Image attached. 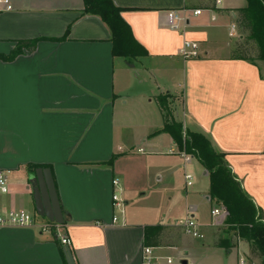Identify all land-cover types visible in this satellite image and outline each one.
<instances>
[{"label":"crops","instance_id":"1","mask_svg":"<svg viewBox=\"0 0 264 264\" xmlns=\"http://www.w3.org/2000/svg\"><path fill=\"white\" fill-rule=\"evenodd\" d=\"M111 1L134 39L126 57L84 0H11L14 10L0 13L2 208L38 216L37 171L49 170L76 264H143L153 227L163 228L156 254L179 264H262L248 261L240 238L223 244L208 172L160 132L159 98L168 96L170 120L226 155L264 215V66L234 57L230 37L247 0ZM185 8L203 13L170 30L168 12ZM185 41L199 45V58L182 57ZM189 215L202 239L185 233ZM66 248L35 228L0 229V264H68Z\"/></svg>","mask_w":264,"mask_h":264},{"label":"trees","instance_id":"2","mask_svg":"<svg viewBox=\"0 0 264 264\" xmlns=\"http://www.w3.org/2000/svg\"><path fill=\"white\" fill-rule=\"evenodd\" d=\"M84 2V13L100 17L111 30L115 55L129 56L134 39L130 27L121 17L122 10L118 9L111 0H84ZM247 2L248 7L238 11L237 23L241 28L249 31L251 40L258 43L257 60L264 62V0H247ZM233 55L237 59L254 62L245 54L243 46H238ZM159 105L167 118L160 132L169 134L182 152L193 156L206 169L211 182V199L227 209L226 225L229 226V234L233 233L235 237L247 242L250 245L251 256L261 259L264 264L263 211L243 191L240 182L229 169L226 155L217 152L211 141L203 134L184 130L182 124L170 120L172 114L168 96L159 98ZM162 230L161 227H153L150 231L152 233L147 234L146 246L155 247ZM224 243L230 244L231 239Z\"/></svg>","mask_w":264,"mask_h":264},{"label":"built area","instance_id":"3","mask_svg":"<svg viewBox=\"0 0 264 264\" xmlns=\"http://www.w3.org/2000/svg\"><path fill=\"white\" fill-rule=\"evenodd\" d=\"M222 0H215V6L219 7ZM14 10V6L11 0H0V13L11 12ZM202 10H189L182 9L176 11H170L167 14V26L170 30L174 32H180L186 25L187 18L189 15L195 17L201 16ZM236 26H232L230 37L237 38ZM181 55L185 59H197L199 58V45L192 41H185L183 48L181 50ZM186 153L183 152L182 155L185 157ZM186 158V157H185ZM188 160V159H186ZM188 185H191L192 177L187 175L185 177ZM120 181L118 179L113 181L114 186H118ZM9 192L7 185V177L4 173H0V194L6 195ZM125 202L119 197V195L114 194L113 196V207L119 212H124ZM223 212L219 209L212 211V216L219 217ZM38 216L29 213L26 210H4L0 204V229H38L44 234H54L59 240L62 246L71 247L72 242L69 238L63 237L60 232L64 228V225L57 224L55 222H50L45 220L43 222L38 220ZM115 221L117 218L115 217ZM182 227L185 233L194 239H202L203 235L200 232V228L196 220L192 216H188L182 223ZM143 264H179L175 258L171 256H160L157 255L155 249L152 247L145 246L143 248ZM244 264V263H242Z\"/></svg>","mask_w":264,"mask_h":264},{"label":"water","instance_id":"4","mask_svg":"<svg viewBox=\"0 0 264 264\" xmlns=\"http://www.w3.org/2000/svg\"><path fill=\"white\" fill-rule=\"evenodd\" d=\"M37 174L40 179V187L34 189L35 208L37 215L46 218L50 222L63 225L64 219L61 212V207L58 201V197L55 191L54 183L52 180L51 172L49 170H38ZM44 176V179H43ZM45 190L48 194L49 201H45ZM65 254L68 264H76L71 249L67 247ZM182 264H187L186 261Z\"/></svg>","mask_w":264,"mask_h":264},{"label":"rangeland","instance_id":"5","mask_svg":"<svg viewBox=\"0 0 264 264\" xmlns=\"http://www.w3.org/2000/svg\"><path fill=\"white\" fill-rule=\"evenodd\" d=\"M238 36H237V44H239L240 46H243V49L245 50V54L254 62L259 63L261 66H264V62L263 61H259L257 60L258 57V53H259V45L255 40H251L249 38V31L241 28L238 25ZM241 37V39H240ZM216 202V201H215ZM217 204L215 205L216 209H219L223 212L222 218H223V222L220 224V227H222L223 232L220 234V236L226 240V239H232L233 242H239L237 238H233L235 237L233 235V233L229 234V226L226 225V221H227V216H228V212L227 209L222 205L219 204L218 202H216ZM208 210V209H207ZM39 221L43 222L44 218H38ZM255 260L254 256H251L249 258L248 261H253ZM253 264H259V262H254Z\"/></svg>","mask_w":264,"mask_h":264}]
</instances>
